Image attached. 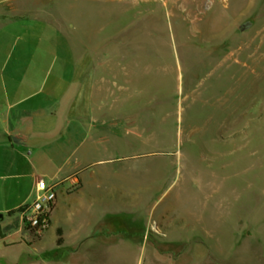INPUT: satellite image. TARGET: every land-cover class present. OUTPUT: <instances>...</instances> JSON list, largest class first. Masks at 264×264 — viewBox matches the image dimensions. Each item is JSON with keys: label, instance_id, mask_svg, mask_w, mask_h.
Instances as JSON below:
<instances>
[{"label": "rangeland", "instance_id": "rangeland-1", "mask_svg": "<svg viewBox=\"0 0 264 264\" xmlns=\"http://www.w3.org/2000/svg\"><path fill=\"white\" fill-rule=\"evenodd\" d=\"M57 5L76 56L128 89L111 118L128 187L100 209L110 241L58 264H264V0Z\"/></svg>", "mask_w": 264, "mask_h": 264}, {"label": "crops", "instance_id": "crops-1", "mask_svg": "<svg viewBox=\"0 0 264 264\" xmlns=\"http://www.w3.org/2000/svg\"><path fill=\"white\" fill-rule=\"evenodd\" d=\"M64 1L0 0V264L94 258L110 241L99 228L100 209L128 187V171L115 167L118 141L125 140L111 122L118 94L128 89L109 61L76 56L63 39L54 4ZM8 29L16 32L11 43L3 38ZM40 180L55 201L48 228L36 236L21 212L36 201Z\"/></svg>", "mask_w": 264, "mask_h": 264}, {"label": "built area", "instance_id": "built-area-1", "mask_svg": "<svg viewBox=\"0 0 264 264\" xmlns=\"http://www.w3.org/2000/svg\"><path fill=\"white\" fill-rule=\"evenodd\" d=\"M36 187L39 195L30 207L21 212V217L28 231L41 236L49 226V215L55 201V192L41 180L37 182Z\"/></svg>", "mask_w": 264, "mask_h": 264}, {"label": "water", "instance_id": "water-1", "mask_svg": "<svg viewBox=\"0 0 264 264\" xmlns=\"http://www.w3.org/2000/svg\"><path fill=\"white\" fill-rule=\"evenodd\" d=\"M252 25H253V23L250 21L244 22L238 27V30L240 33H244L246 31L250 30Z\"/></svg>", "mask_w": 264, "mask_h": 264}]
</instances>
